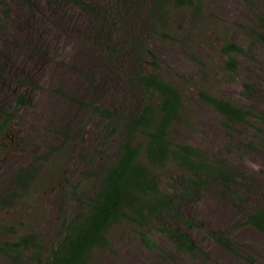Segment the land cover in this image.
I'll return each mask as SVG.
<instances>
[{"label": "rangeland", "instance_id": "obj_1", "mask_svg": "<svg viewBox=\"0 0 264 264\" xmlns=\"http://www.w3.org/2000/svg\"><path fill=\"white\" fill-rule=\"evenodd\" d=\"M162 1L158 7L156 0H0V108L14 110L19 94L33 103L0 129V196L16 188L19 170L38 165L34 154L48 158L33 196L0 205L5 226L0 240L37 232L49 246L58 239L63 216L81 211V202L115 160L122 133L119 126L108 128L95 109L115 112L117 121L149 102L139 81L152 70L153 60L142 49L147 47L158 54L161 75L184 96L187 125L173 126L170 139L223 158L241 176L234 189L217 184L181 205L202 223L199 228L166 219L146 229L160 245L151 250L141 242L138 226L124 221L109 232L115 253L95 251L90 264H264V233L246 222L249 214L264 210V144L258 131L264 123L255 118L226 123L198 94L202 88L264 113V44L251 36L264 0H192L189 6ZM227 39L245 48L236 54L235 72L221 49ZM66 137L70 141L56 152ZM156 172L168 192L183 174L175 163ZM164 225L191 235L199 252L193 256L177 248ZM211 231L229 237L234 250ZM0 264L13 263L0 255Z\"/></svg>", "mask_w": 264, "mask_h": 264}, {"label": "trees", "instance_id": "obj_2", "mask_svg": "<svg viewBox=\"0 0 264 264\" xmlns=\"http://www.w3.org/2000/svg\"><path fill=\"white\" fill-rule=\"evenodd\" d=\"M172 1L180 6L192 4V0ZM156 3L158 7L164 6L162 0H156ZM258 20L259 27L251 29V36L264 44V12L258 14ZM142 49L153 60L152 70L139 75V81L150 95L149 102L133 113L116 117L117 121L113 120L115 112L106 108L95 109L108 120V128L113 125L122 129L115 160L105 167L93 194L81 202V211L71 217L63 216L56 242L44 245L37 232L17 239L0 240V255L8 257L13 264H90L95 251L115 253L109 232L124 221L138 226L139 238L147 248L160 249L158 242L148 235L147 228L155 227L166 219L199 228L202 223L187 216L181 205L195 200L201 191H212L217 184L228 189L237 186L241 173L223 158L214 159L198 146L170 139L173 126L187 125L184 96L177 86L161 75L158 54L147 47ZM221 49L226 55L228 70L235 72L240 64L236 54L244 53L245 48L227 39ZM198 62L202 61L198 59ZM30 82L32 84V79ZM245 86L250 89V85ZM198 94L204 103L221 114L226 123H247L251 118L264 123V113L202 88L198 89ZM32 104L30 96L19 94L14 110L0 108L1 131L10 126L21 108ZM258 131L264 144V129L259 128ZM69 138L66 137L55 151L60 152ZM34 156L38 165L22 168L15 174L16 188L8 196H0V205H11L15 199L23 200L34 195V183L40 168L48 160L46 156ZM171 163L180 166L183 174L175 178L176 189L168 192L161 187L156 171L167 169ZM246 222L264 233V210L249 214ZM3 229L5 226L0 224V230ZM162 230L177 248L193 256L199 252L195 239L187 232L170 225H164ZM210 234L222 246L234 250L233 241L224 233L211 231Z\"/></svg>", "mask_w": 264, "mask_h": 264}]
</instances>
